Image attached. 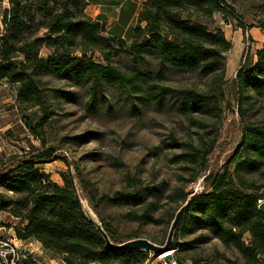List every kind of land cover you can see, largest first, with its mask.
Here are the masks:
<instances>
[{
    "label": "trees",
    "instance_id": "1",
    "mask_svg": "<svg viewBox=\"0 0 264 264\" xmlns=\"http://www.w3.org/2000/svg\"><path fill=\"white\" fill-rule=\"evenodd\" d=\"M224 4L225 0H143L130 42L124 45L105 34L99 21L85 14L86 0H8L0 25V80L18 85L15 99L21 110L39 107L37 119L26 121L33 134L51 114L37 78L42 75L69 78L75 86L89 82L92 88L104 83L121 90L145 92L147 102L174 98L188 114L217 116L228 103L229 93L242 118L240 104L264 96V44L256 49L253 61L243 62L236 70L231 88L224 87L225 53L232 45L216 22L211 26L202 20H212L215 13L221 15ZM43 48L48 49L46 55L42 54ZM77 49L81 55L74 57ZM95 51L104 64L93 62L87 55ZM121 56L130 60V71L112 63V58ZM181 72L195 73L207 80L200 88L162 83ZM212 150L210 144L205 155ZM57 151L53 146L30 144L20 154L0 153V211L17 218L19 224L25 223L14 227L16 237L39 242L50 258L63 264L139 263L146 252H111L87 219L79 192L87 194L85 199L94 211L95 205L72 161L63 159L68 165L63 186L51 181L38 167L56 159ZM196 160L202 166V190L171 195L184 198L185 203L194 193L178 226L189 214L197 227L210 230L222 244L223 251L215 249V259H224L227 264H264V212L258 209L259 201L264 199V119L242 122L239 143L218 169L207 170L204 155ZM109 200L137 206L143 197L137 192L118 191ZM135 218L157 221L150 214ZM101 225L111 242H124L117 240L102 220ZM209 240L208 235L200 233L180 243L174 238L172 247L180 253ZM227 251L234 259L226 256ZM189 259L192 264L203 260ZM17 264L44 262L24 252Z\"/></svg>",
    "mask_w": 264,
    "mask_h": 264
},
{
    "label": "rangeland",
    "instance_id": "2",
    "mask_svg": "<svg viewBox=\"0 0 264 264\" xmlns=\"http://www.w3.org/2000/svg\"><path fill=\"white\" fill-rule=\"evenodd\" d=\"M3 5L0 2V12ZM221 13H215L212 20H202L211 26L216 22L232 45L225 53L224 87L229 89L238 66L253 61L256 49L264 43V0H225ZM47 53L48 49L43 48L42 54ZM80 55L79 49L73 52L74 57ZM87 55L93 62L104 64L98 51ZM112 63L130 71V60L125 56L112 58ZM37 78L41 80L39 86L46 93L51 114L36 134L27 128L26 121L37 119L39 107L21 110L15 99L18 85L0 80V153L20 154L30 144L56 147V159L38 167L51 181L63 186V176L68 173L63 159L72 161L95 205L96 211L89 207L87 194L79 192L87 214L95 221L106 223L119 241L141 237L163 245L176 211L184 204V198L171 195L177 191L185 195L203 188L204 176L200 174L202 166L197 156H205L207 170L218 169L239 143L242 122L264 119V96L255 97L252 103L242 102V118L236 100L229 93L228 103L217 116L188 114L181 110L179 100L170 97L147 102L145 92L141 91L121 90L104 83L92 88L89 82L75 86L69 78L52 75ZM206 80L195 73L181 72L162 83L200 88ZM210 144L213 150L205 155ZM118 191L137 192L143 202L136 206L109 200ZM145 214L153 215L157 221L135 218ZM200 233L208 235L210 240L193 250L175 252L174 238L180 243ZM9 240L0 232V242ZM173 240V250L168 252L176 264H192L189 257L203 259L195 264L205 261L227 264L214 256L215 249L223 251L220 241L210 230L197 227L189 214L181 225L177 223ZM226 256L234 259L229 251ZM164 259L146 252L135 264H164Z\"/></svg>",
    "mask_w": 264,
    "mask_h": 264
},
{
    "label": "crops",
    "instance_id": "3",
    "mask_svg": "<svg viewBox=\"0 0 264 264\" xmlns=\"http://www.w3.org/2000/svg\"><path fill=\"white\" fill-rule=\"evenodd\" d=\"M5 1L8 0H0L4 4L0 12V20L3 10L8 8V2L6 4ZM142 2L143 0H86L84 11L87 16L99 21L105 34L111 35L116 40L127 45L130 42L132 28ZM0 222L1 235L9 237L23 252L37 256L44 263L47 260L48 264H63L56 259L50 258L39 242L21 240L16 237L14 227L22 226L25 223L19 224L17 218L4 211H0Z\"/></svg>",
    "mask_w": 264,
    "mask_h": 264
},
{
    "label": "water",
    "instance_id": "4",
    "mask_svg": "<svg viewBox=\"0 0 264 264\" xmlns=\"http://www.w3.org/2000/svg\"><path fill=\"white\" fill-rule=\"evenodd\" d=\"M196 192V191H195ZM194 192V193H195ZM192 193L191 195H189L185 201V203L180 207V209H178L175 213V216L173 218V220L170 223L169 226V230L167 233V237L166 240L164 242L163 245H158L152 241H150V239H146V238H141V237H137V238H133L127 241H124L122 243H114L111 242L107 236V234L105 233L102 225L100 222L95 221L93 218H91L88 214L87 211L85 209V205L83 203V199L80 198V202L83 208V211L87 217V219L91 220V222L93 223V225L95 226L96 230L100 233V235L103 237V240L105 241L106 247L111 251V252H119L122 250H141L144 252H149L155 255H162L165 253V251H170L173 250L171 247V243L173 240V235L175 232V228L177 226V223L179 221L180 215L183 212V210L187 207L191 196L194 194ZM197 193V192H196ZM258 209L261 212H264V199L260 200L258 203ZM165 259L167 260H171L172 259V255L171 253H169L168 255L164 256Z\"/></svg>",
    "mask_w": 264,
    "mask_h": 264
},
{
    "label": "built area",
    "instance_id": "5",
    "mask_svg": "<svg viewBox=\"0 0 264 264\" xmlns=\"http://www.w3.org/2000/svg\"><path fill=\"white\" fill-rule=\"evenodd\" d=\"M12 242V243H11ZM24 252L12 240L0 242V264H17ZM164 264H176L174 259H164Z\"/></svg>",
    "mask_w": 264,
    "mask_h": 264
},
{
    "label": "bare ground",
    "instance_id": "6",
    "mask_svg": "<svg viewBox=\"0 0 264 264\" xmlns=\"http://www.w3.org/2000/svg\"><path fill=\"white\" fill-rule=\"evenodd\" d=\"M170 252H168V251H165V253L164 254H162L161 256H166V255H168Z\"/></svg>",
    "mask_w": 264,
    "mask_h": 264
}]
</instances>
